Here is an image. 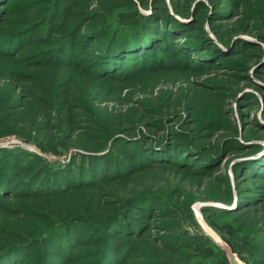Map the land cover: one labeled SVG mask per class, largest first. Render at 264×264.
I'll list each match as a JSON object with an SVG mask.
<instances>
[{
	"label": "trees",
	"instance_id": "trees-1",
	"mask_svg": "<svg viewBox=\"0 0 264 264\" xmlns=\"http://www.w3.org/2000/svg\"><path fill=\"white\" fill-rule=\"evenodd\" d=\"M10 1L0 0V18L4 12L14 16L25 9L36 19L31 26V21L24 19V29L15 30L9 39L1 37L0 52L5 51L6 43L20 40L27 27L33 31L45 28L44 35L34 41V46L43 50L37 55L43 58L38 66L44 78L21 73L33 86L26 95V108L17 114L20 103L4 106L0 125L14 115L16 122L25 117L30 125L25 141L59 155L71 148L75 151L66 165L59 166L27 150H0V264H173L167 255L179 256L196 239L207 242L223 264H230L198 221L193 222L197 235L184 229L172 236L158 233H171L177 225L173 218L181 219L171 208L158 211L156 206L165 199L161 194L170 192L173 185H184L190 177L207 179L206 187L222 189L220 195L206 197L228 205L213 210L220 215L237 214L235 220L242 221L252 208V213L260 216L259 226L249 233L251 242L264 233V154L236 162L235 192L226 179L214 174L229 155L249 158L262 145L243 143L233 136L214 142V131L226 126L221 119H212L203 127L197 125L198 131L207 132L203 137L210 143L205 146L197 135H184L153 120L163 114L165 106L176 108L178 104L173 97L162 100L163 91L146 101H134L131 93L112 99V90H102L110 82L112 89L122 86L137 94L157 88L158 83L140 86L152 74H172L182 68L183 73H211L220 66L230 67L224 58L233 55L247 61L256 56L262 59L264 50L258 45L241 38L233 39L232 44L231 39L251 34L254 27L259 31L252 35L264 41V0H206L208 5L202 0L197 4L198 0H169L171 9L166 0H25L17 5L20 0H16L15 5L7 6ZM200 17L210 21L212 32L224 38L217 40L219 45L229 52L207 37ZM90 22L95 24L79 38ZM198 32L201 34L194 38ZM183 33L195 41L180 45L187 41ZM88 52L91 60L86 57ZM260 70L264 74V64ZM198 85L208 90L224 87L209 80ZM10 87V100L24 97ZM194 97L193 104L187 105L185 125L199 124V117L204 116L195 105L197 95ZM244 97L247 100L242 106L251 104L254 95ZM107 101H116L119 109L102 107ZM130 101L137 106L121 110ZM166 121L174 123L175 115L172 119L166 113ZM252 125L261 127L263 135L258 139L264 141V125L256 120ZM163 130L168 143L157 152ZM205 182H198V189ZM181 190L185 194L180 189L174 195L181 198ZM69 198L72 204L61 203ZM13 200L16 203H11ZM183 210L193 218L188 206ZM164 219L170 223H160ZM205 220L237 253L233 241ZM255 247L245 264H264V242Z\"/></svg>",
	"mask_w": 264,
	"mask_h": 264
},
{
	"label": "rangeland",
	"instance_id": "rangeland-1",
	"mask_svg": "<svg viewBox=\"0 0 264 264\" xmlns=\"http://www.w3.org/2000/svg\"><path fill=\"white\" fill-rule=\"evenodd\" d=\"M15 1L16 0L10 1L7 4V6L13 5ZM23 1L25 0H20L18 3H16V5ZM166 1L169 8L171 9L169 3L170 1L169 0ZM202 1L206 5H208V2L206 0H202ZM198 2L199 0L195 1V3L193 1L192 3L197 4ZM95 7H96L95 5L92 6V8ZM141 11L143 13H147V11L144 9H141ZM3 14H5V12L2 13V16L0 18V38L6 37V39H9L11 34L15 33L14 32L15 30L19 31L21 29H24L26 25L23 22L24 19H28L31 21L30 26L33 20L36 19L35 17L31 16L30 12H26L25 9L20 11L19 14L15 13L14 16H9L7 13L6 15ZM199 19L202 21V28H204L207 37H209L216 46L223 49V46L219 45L217 40L224 38H221L220 35L218 36V34H214V32H212L210 21L208 19L204 17H200ZM80 21L84 23V21L86 20L83 19ZM189 21L190 20H188L187 22ZM93 24H95V22L86 23V26L79 34V38L81 37V35H83V33L87 29L92 28ZM44 29L45 28H42L39 31L36 30L33 31L31 28L27 27V30H24V32L21 34V38H19L20 40H15V42L13 41L9 44L6 43L7 45L4 46L5 51L0 52V94H3L2 98H0V115L4 113L3 107L7 105L9 106L11 105V103H20L16 106L18 108L17 114H19L21 110L22 111L25 110L26 108L25 105H27L28 103L26 102V95L28 93V89L29 90L33 89V86L32 83L29 81L30 79L25 76H22V74L28 72L29 74H33L34 76L39 75L40 77L44 78L43 75L40 74L41 70L40 67L38 66L39 65L38 61L39 62L43 61V58L37 55L39 51H43V50L39 49L41 47L39 45L34 46L36 43L34 41L37 38L42 37L44 35L45 32ZM226 30L227 28L225 29V31ZM257 31L259 30L252 27V30L250 32L251 34H240V35H236L235 37L232 36L231 42L233 44L234 42L232 41L233 39L241 38L248 40L253 44L258 45L259 48H262L264 50V43H263L264 41L261 38L254 36ZM2 33H4L5 36H2L3 35ZM183 34L186 35L187 33H183ZM200 34L201 33L199 32L197 34H194L195 35L194 38L198 37ZM224 35H226V33ZM190 37L192 36L186 35L187 41L179 42L180 45H185L195 41L194 38L191 39ZM223 51L229 52L230 50L224 48ZM86 57L90 58L91 60L92 53L88 52ZM224 59H228L226 60V63L230 64L228 65L230 67L220 66L211 73L195 72V71H189L183 73L182 72L183 68H182L180 70L173 71L172 74L170 73H165V74L157 73L155 75L152 74L147 77L148 78L147 81H145L144 83H140L141 84L140 86H142L143 88L153 83H158L157 88L146 91L147 93L139 92L135 94L134 91L132 92L133 89L131 90L124 89L122 88V86H117L116 88L112 89L111 86L113 85V83L110 84V82H107L108 83L107 86L102 87V90L103 93L112 90V93H110V97L112 99L115 96L116 98L120 96H122L123 98L124 95H128L131 93L132 95L131 97L133 98L134 101L137 100L146 101L150 99L151 96L156 97L160 95L161 91H163V93L161 94L164 95L162 100H165L167 96L173 97L174 101L178 104L176 108H167L164 104L165 107L164 106H163L164 108L162 107L163 110L162 108H160L163 114L159 113L158 115H156L157 118H153V120H156L157 123H159L160 125L163 126L169 125L175 130L182 131L181 133H183L184 135L192 134V136L194 137H196L197 135V137H200V139H202L200 143H203L205 146H209L210 143V140H208L207 138L204 139V137H207L205 136L207 135L206 134L207 132L200 130L198 131L197 127L199 125L200 126L202 125L201 127H203L204 122H205L204 124H206L210 122L212 119H221V122L225 123L224 125L226 126L224 128H220V130L214 131L215 135L213 138H211L213 139L214 142H217L228 136H233L235 138H238L243 143L247 140V142L245 143H249V144L255 143L258 145H262L263 148H261L259 151H257L254 155H252L249 158L243 156L238 157L239 156L238 154L229 155L222 162L220 168L216 170V172L214 173L216 176L226 179L229 182L228 187L230 186V189L233 192H235L238 187L236 172L234 171L236 162L247 159L259 158L264 154V141L258 139L262 137L263 130H260L261 127L255 128L252 125V123L255 120L257 122H260L261 125H264V118H263L264 74L259 73V71H261L260 69L263 67L264 64V56L262 57V59L256 56V58H252L250 61L244 60L243 57H241L240 55H233V56H229V58H224ZM193 63L195 62L193 61ZM13 71L15 72L13 73ZM237 76L239 77L242 76V77L236 78ZM15 77L16 80L18 78H20L21 80L19 82L17 80L16 82ZM205 80H209L213 83H216L217 85L224 86L225 88L219 86L218 87L219 89L208 90L204 87L202 88L201 85H198L200 82ZM232 84L234 85L232 86ZM11 85L13 86V89H16L18 94L21 93V95H24V97L21 98V100L16 98L17 101L14 100L12 101L10 100V98L7 97V91L9 88H11L10 87ZM199 87L201 88L198 89ZM246 94H253L254 97L251 100L252 101L251 104L248 103V105L245 104V106H242L241 103L247 100L244 97ZM194 95L195 96L197 95L195 105L200 109L201 111L200 113H204V116L202 115L199 117V122L201 124L193 123L190 125H185L186 121L188 120L186 115L187 105L189 106L193 104V102L191 101L195 98ZM117 106L119 109L120 105L116 103V101L115 102L107 101L106 103H102V107H106L109 111L117 109ZM133 106H137V104L135 102L130 101L129 105L122 106L121 110L127 111L129 108ZM166 113H167V117H170L172 119L173 116L175 115L176 121L174 123L173 122L168 123L166 121ZM223 114L226 116V118ZM14 116L8 118L6 124L0 125V150H17V149L27 150L30 153L37 155L45 162L52 165L64 166L69 162V158L71 157V154L73 153V151H75L74 148L69 149L70 151L63 153L61 155L53 152L42 151L41 148L36 143L27 142L23 138V137H29V132H27L26 130L28 129V127H30V125H28V121L26 120V118L24 117L22 119V122L19 121L16 122L15 120H12ZM177 116H178V120L176 118ZM141 126L140 128H143ZM229 126L231 127L229 128ZM192 130L194 131L192 132ZM162 132L164 134H162L163 137L160 138L161 140L160 145H157L155 147V150L157 152H159L161 148L166 146L167 145L166 143H168L167 142L168 140L163 139V138H167L164 136L167 133L166 130H163ZM140 134L141 132H138V136H140ZM119 136H124V134H120ZM181 142L183 141L176 140V143H181ZM196 143L197 145L199 144V142ZM128 149L129 151H133L134 147L132 146L131 148ZM201 179L202 178L190 177L186 181H184V185L181 186H179V184L173 185L172 187H170L171 188L170 192L168 190L167 192L161 194L163 197H165V199L163 200L162 204L156 206L158 207V211H163L167 207L171 208L172 210H175L178 217H180L181 219L179 218L180 220L177 221L175 220L176 218H173L172 221L175 222L174 225L176 223L177 225L172 228L171 233L163 234L162 232H158L159 235H162L163 237L166 235L172 236L179 234L180 232H182L183 229L192 235L199 234L193 223V222H197L195 212L199 210V213L203 215V217L205 216L204 218L212 222V224L221 233H223L225 236L229 237L233 241V246L237 251L236 254L243 262V264H245L244 260H246L248 257L251 256L252 253H254L256 249L255 246H257V244L259 245V242L261 241L264 242V233L255 235V240H252L254 242H251V240H249L248 238L251 229L255 227V225L259 226L258 220L260 219V216L252 213L253 211V210L251 211L252 208H249L247 212L249 214L246 215L245 216L246 218L243 219L242 221L238 219L235 220L237 214L231 217H226L215 212L216 209L226 208L228 205L223 202L208 200L206 197L210 194L220 195L222 193V189L215 190L212 185L206 187L207 182L205 181L207 179L205 180H201ZM200 181H204L205 184L202 188L200 187L198 189L199 184L197 183ZM157 185L159 186V184ZM165 187L166 186H160L159 189ZM240 187L242 188L243 186L241 185ZM180 189H183L185 191V194L181 190L183 195L181 198H178V196H175L174 193L176 192V195H178ZM55 202L57 203L58 201ZM11 203H16V200H13ZM61 203L65 205H69L73 203V199L69 198L66 199L65 201H61ZM184 204H185L184 208L186 206L189 207L193 215L192 219H190L189 216L187 215V212L183 210L184 208L183 209L178 208L179 205H184ZM198 206H200V209L198 208ZM202 207H205L204 208L205 215L201 209ZM160 223H170V222L169 220L164 219L161 220ZM196 240L197 242H195L191 246V248L186 247L184 252L178 254L179 256L167 255L168 259L172 261L173 264H195L197 261L199 262V264H223L222 262L223 259H221L220 256L215 254L214 250L211 248V246H209L207 242L201 239H196ZM188 243H190V241H188ZM220 261L222 263H220Z\"/></svg>",
	"mask_w": 264,
	"mask_h": 264
},
{
	"label": "water",
	"instance_id": "water-1",
	"mask_svg": "<svg viewBox=\"0 0 264 264\" xmlns=\"http://www.w3.org/2000/svg\"><path fill=\"white\" fill-rule=\"evenodd\" d=\"M198 208L200 209V206H198ZM195 214L197 221L205 235L208 236L216 244V246L226 254L229 263L243 264L238 255L233 252L230 245L206 222L203 215L199 213V210H197Z\"/></svg>",
	"mask_w": 264,
	"mask_h": 264
}]
</instances>
